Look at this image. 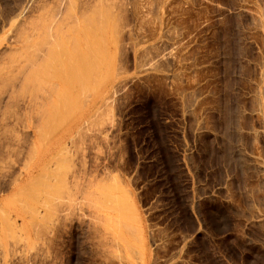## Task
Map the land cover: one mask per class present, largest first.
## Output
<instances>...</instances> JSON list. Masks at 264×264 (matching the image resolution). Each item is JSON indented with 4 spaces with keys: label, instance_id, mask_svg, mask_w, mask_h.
I'll return each instance as SVG.
<instances>
[{
    "label": "rangeland",
    "instance_id": "obj_1",
    "mask_svg": "<svg viewBox=\"0 0 264 264\" xmlns=\"http://www.w3.org/2000/svg\"><path fill=\"white\" fill-rule=\"evenodd\" d=\"M0 264H264V0H0Z\"/></svg>",
    "mask_w": 264,
    "mask_h": 264
},
{
    "label": "bare ground",
    "instance_id": "obj_2",
    "mask_svg": "<svg viewBox=\"0 0 264 264\" xmlns=\"http://www.w3.org/2000/svg\"><path fill=\"white\" fill-rule=\"evenodd\" d=\"M80 40H82V39H80ZM44 71H46V70H44ZM43 73V72H42ZM70 78V77H69ZM63 91V90H62ZM67 94V93H66Z\"/></svg>",
    "mask_w": 264,
    "mask_h": 264
}]
</instances>
